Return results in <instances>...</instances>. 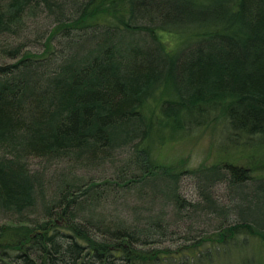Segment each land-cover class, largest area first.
Instances as JSON below:
<instances>
[{"label": "trees", "instance_id": "16d2710c", "mask_svg": "<svg viewBox=\"0 0 264 264\" xmlns=\"http://www.w3.org/2000/svg\"><path fill=\"white\" fill-rule=\"evenodd\" d=\"M0 220V264H264V0H0Z\"/></svg>", "mask_w": 264, "mask_h": 264}, {"label": "rangeland", "instance_id": "374dc122", "mask_svg": "<svg viewBox=\"0 0 264 264\" xmlns=\"http://www.w3.org/2000/svg\"><path fill=\"white\" fill-rule=\"evenodd\" d=\"M220 125H212L203 128L202 130L194 131L188 138L183 141L171 144L165 147L161 152V157L175 165L178 168L185 166L188 169L195 168L198 166L211 165L223 158L227 153L236 152L234 146L230 143L234 140L226 137ZM248 158V157H247ZM223 187L219 193L223 194ZM182 194L192 201L196 200V192L194 185L189 177H186L182 184ZM6 223V221L0 220V223ZM242 242V243H241ZM240 247L245 249L243 256L251 255L255 259L261 261L259 258L264 257V243L254 237L243 236L241 238ZM174 243L165 242L163 244H153V247L164 248V246H172ZM172 248V247H171ZM236 252V251H234ZM211 253L208 254L210 256ZM209 257H207L208 260ZM242 259L236 254L228 255H211L207 264H239ZM205 262V261H204ZM242 264V263H241Z\"/></svg>", "mask_w": 264, "mask_h": 264}]
</instances>
